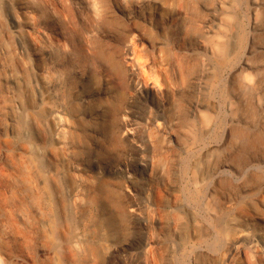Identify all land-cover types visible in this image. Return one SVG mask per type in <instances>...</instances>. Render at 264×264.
I'll use <instances>...</instances> for the list:
<instances>
[{
  "label": "rangeland",
  "instance_id": "1",
  "mask_svg": "<svg viewBox=\"0 0 264 264\" xmlns=\"http://www.w3.org/2000/svg\"><path fill=\"white\" fill-rule=\"evenodd\" d=\"M177 1L158 0L163 6L151 4L131 19L116 13L118 26L95 41L101 60L80 71L59 64L60 80L46 84L50 51L32 45L24 1L0 0V128L11 141L21 133L41 150L57 197L54 264H79L67 239L81 221L80 201L89 204L81 227L97 248L90 264H248L242 251L264 264V126L254 104L255 97L264 102V75L254 72L263 64L254 47L264 46V0H195L188 12L196 34L213 35L224 13L227 54L216 63L193 35L176 34L188 17L176 12ZM43 27L51 41L66 45L62 26ZM133 42L162 67L164 80L166 56L179 49L194 53L197 75L177 95L153 80L146 84L130 65ZM244 75L260 79L263 91H248L240 107L250 125L233 126L227 103ZM173 100L182 121L195 125L181 146L169 144ZM49 105L63 123L50 117ZM63 124L77 140L76 160L56 139ZM224 161L232 167L222 169Z\"/></svg>",
  "mask_w": 264,
  "mask_h": 264
},
{
  "label": "bare ground",
  "instance_id": "2",
  "mask_svg": "<svg viewBox=\"0 0 264 264\" xmlns=\"http://www.w3.org/2000/svg\"><path fill=\"white\" fill-rule=\"evenodd\" d=\"M23 1L25 10L31 16V25H29L27 33L31 36L32 45L38 52L39 49H48L50 51V60L44 59L42 69V81L46 84L57 82L55 81L56 79L60 80L61 73L57 71L59 64H65L66 62L69 64L68 66L80 71L84 67H90L97 62L101 52L96 49V38L105 28L109 30L118 26L116 13L131 19L136 11L141 13L145 7L151 4L163 6L158 0H112V2L109 0H76L79 2L81 9H75L74 0H48L50 5L48 4L49 2L47 3L44 0ZM172 3L174 4V2ZM194 4L195 0L177 1L176 12L180 13V15L182 12H186L188 17L183 23H179V28L175 29L178 31L176 34L180 39H189L193 35L196 44L208 51L212 61H215V63L223 61L227 54L225 41L227 22L223 11L221 10V25L213 35L196 34L197 32L194 30L192 19L188 12ZM50 23L62 26L64 29L65 46L59 42H53V39L51 41L49 29L42 31L41 28L48 26ZM255 26L259 27L257 22ZM21 44L24 48L26 47V42H21ZM133 47V52L129 56L130 65L134 69L137 66L146 84L153 80L156 87L160 89L161 87L167 88L168 91L176 95L181 92L184 84L194 75V70L198 65L193 52L181 49L176 50L168 57L166 56L167 80H164L160 73L162 67L156 66L155 62L151 60L152 58L150 59L148 54L147 56L146 53L142 52V48H139L140 46L134 42ZM254 48L260 49L259 53L263 58V64L258 68L254 67V72H257L259 76H263L264 46H256ZM99 58L98 61L101 60ZM245 66L253 67L252 64L247 62ZM163 69L165 71L164 67ZM219 69L218 71L220 72L221 70ZM197 81L200 82L201 88V78H198ZM240 82L241 86L238 89L233 88L231 90L227 107L233 114V126L238 124L246 127L250 124L240 107L244 104L245 95L248 91L255 92L258 95L263 91V86L260 79L253 83L248 75H244ZM1 97L0 92V109L3 105ZM254 104L260 113L259 125L263 127L264 102L255 97ZM49 109L50 117L63 123V118L58 115V109L50 105ZM179 110L177 100H173L169 104L167 112V128L171 131V135H168L169 144L172 142L181 146L185 139L193 137L195 125L189 119L187 122L182 121ZM194 116H200L198 110L194 111ZM63 126L65 125L63 124ZM231 129H228L229 134ZM18 136L19 140L13 142L9 138V133L4 128H0V264H54L53 260L57 256L53 246L58 218L57 197L48 172H46V168L42 163L41 150L38 153L35 152L33 144L21 139V133ZM56 139L59 140L63 150L67 151L68 158L76 160L77 140L68 124ZM221 167L222 169H228L232 166L230 162L224 161ZM165 168L166 165H163L161 170L164 171ZM88 206L87 202L82 201L76 204V214L81 216V221L72 229L67 239V243L75 253L79 264H90L97 253V248L94 247L91 238L85 229L81 227L86 220L89 210ZM241 253L245 256L248 264H263V261H253L247 252L242 251Z\"/></svg>",
  "mask_w": 264,
  "mask_h": 264
}]
</instances>
